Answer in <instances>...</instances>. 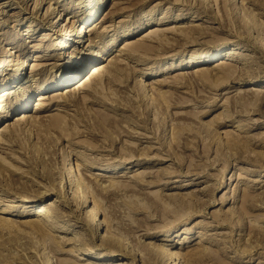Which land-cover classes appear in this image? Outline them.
<instances>
[{"label":"rangeland","instance_id":"rangeland-1","mask_svg":"<svg viewBox=\"0 0 264 264\" xmlns=\"http://www.w3.org/2000/svg\"><path fill=\"white\" fill-rule=\"evenodd\" d=\"M87 1L0 0V75L41 56L22 73H28L32 86L53 82L68 61L85 64L91 52L110 56L122 69L116 75L109 67L80 93L59 92V102L45 101L38 112L37 93L27 88L29 119L20 125L16 118L22 110H13L18 98L0 102V131L9 126L6 135L0 132V264H161L144 247L169 250L167 264H264V87L254 83L264 84V52L237 41L233 33L247 24L252 39L264 42V0H233L234 11L228 0H204L216 18L201 13L202 0H107L96 27L101 39L88 35L87 26L77 34ZM48 12L52 19L44 22ZM76 19L78 24L72 22ZM200 25L205 30L190 46L181 49L186 41L173 40ZM150 30L165 33L154 39L172 48L159 49L153 39L146 42L154 45L153 52L124 50ZM77 36L82 43L73 46ZM222 42H228L226 57L239 60L231 61L234 71L224 75L219 62L189 67L198 54ZM171 64L177 69L151 76ZM115 77L114 85H106ZM104 86L109 87L96 97L95 89ZM4 88L0 83V92ZM9 129L15 130L12 136ZM71 161L81 176L75 183L83 181L78 189L67 178ZM106 167L118 171L104 172ZM51 183L63 189L64 197L48 193L33 209L21 201L19 192L43 194ZM76 191L88 195L89 210L95 205L100 213L103 225L96 227V239L95 231L79 221L87 208L71 203ZM32 220L58 230L56 240L39 235L28 224ZM111 235L133 258L118 252L108 259L112 249L103 240ZM97 253L103 259L91 261Z\"/></svg>","mask_w":264,"mask_h":264},{"label":"bare ground","instance_id":"bare-ground-1","mask_svg":"<svg viewBox=\"0 0 264 264\" xmlns=\"http://www.w3.org/2000/svg\"><path fill=\"white\" fill-rule=\"evenodd\" d=\"M224 2H225V0H223ZM105 2H107V0H88L87 2H85V5H84V7L85 8H87L86 9V11H84V17H85V22H84V24H83V27L81 28V30L79 31V32H77V34L78 33H83V31L86 29V28H84V26H87L88 28H89V31L87 32L88 33V35L90 34V35H95V36H97V37H100V39L103 37V35H98V34H96V27H97V25H98V23H100V20H101V18H102V8L104 7V4H105ZM199 2V1H198ZM227 2V1H226ZM233 0H228V3H225V4H227L228 5V8H230V10L229 11H231V10H233L232 8H233ZM188 4V3H187ZM195 4V6H196V3H194ZM202 6H201V5ZM222 5H223V8H224V4H223V2H222ZM90 6H92V7H90ZM194 6V5H193ZM198 8H199V10H201V13H204L206 16H209L210 18H216L215 17V15L213 14V11H212V9L210 8V6L208 5V3H206L204 0H202L201 1V3H198ZM226 9V10H225ZM225 9H223V11H226L227 12V14L229 13V11H227V8H225ZM198 10V11H199ZM222 11V12H223ZM234 11V10H233ZM235 13H236V11H235ZM225 14V13H224ZM227 14H225V15H227ZM230 14V13H229ZM231 15V14H230ZM232 15H234L233 14V12H232ZM97 16H99L98 17V19H96V17ZM235 16H236V14H235ZM58 16H56V18H57ZM229 17V16H228ZM239 17V16H238ZM237 17V18H238ZM233 18V17H232ZM52 19V13H49L48 12V14L46 15L45 14V19H44V22H49L50 20ZM82 19V18H81ZM78 20L79 19H76V20H73L72 22L74 23V24H76L77 22H78ZM224 20H225V18H224ZM227 20V19H226ZM237 20V19H236ZM243 20V19H242ZM229 21V20H228ZM238 21V20H237ZM241 21V20H240ZM239 21V22H240ZM43 22V23H44ZM70 22H71V20H70ZM71 22V23H72ZM150 22V21H149ZM155 22V21H154ZM243 22H245L246 23V21H243ZM72 23V24H73ZM225 23H227V22H225ZM225 23H223V24H225ZM230 23V22H229ZM78 24V23H77ZM222 24V23H221ZM228 24V23H227ZM242 24V23H241ZM232 25V24H231ZM243 26L245 25V24H242ZM82 26V25H81ZM201 26V25H200ZM223 26V25H222ZM222 26H221V28H222ZM234 26H235V24H234ZM242 26V27H243ZM51 27H53V25L51 24ZM224 27H225V25H224ZM229 27V25L227 26V28ZM232 27V26H231ZM236 27V26H235ZM220 28V29H221ZM230 28V27H229ZM240 30H241V28L240 27H238ZM254 28V27H253ZM257 28V27H256ZM255 28V29H256ZM260 28V27H259ZM152 29V28H151ZM222 29H224V30H226L225 28H222ZM239 29H236L237 31H235V32H233L235 35H236V37L238 38L237 39V41L238 40H240V41H245L247 44H249V45H251L254 49H256L257 51H259V52H261V53H263L264 52V42L263 43H258V42H256L255 41V39L253 40L252 39V37L250 36V34L248 33L249 31H248V26H247V24H246V26H244V28H242V30L240 31ZM53 30V29H52ZM156 30V29H155ZM183 30V29H182ZM181 30V31H182ZM203 30H205L204 29V27L202 28V26L201 27H196V26H193V27H191L189 30H188V28H187V31L182 35H180V36H177V38H175V39H173L175 42H177L178 44H180V42L181 41H186L185 42V44H183V46L181 47V49L182 48H186V47H188V46H190V44L189 43H192V42H194V41H197V37L196 36H194L195 34H199V36L201 35V32L200 31H203ZM223 30V31H224ZM229 30V29H228ZM227 30V31H228ZM184 31V30H183ZM183 31H182V33H183ZM230 31H233V29L232 30H229V32ZM255 31V30H254ZM261 31V30H260ZM73 32H74V29L72 30V32H71V34H69V35H72L73 34ZM228 32V33H229ZM149 35H144V36H140L138 39H137V41L138 42H134V43H127V46H125V49L124 50H127V51H134V52H137L138 53V51H142V53L144 52V54H146V53H149L150 51H152L153 52V49H154V45L153 46H151V45H149V44H146V42H148V41H153V39L155 38V36L157 35V36H159L160 34H157L156 32H154V30H150L149 31ZM227 33V34H228ZM77 34H75V36L77 35ZM163 34H165V33H163ZM163 34H161L160 36H163ZM230 34V33H229ZM234 34H232V35H234ZM79 36H77V37H75V38H77V41H76V39H75V44H73V46H75L76 44H77V46H80L81 45V43H82V41L81 40H78L79 38H78ZM82 38V37H81ZM80 38V39H81ZM168 38V37H167ZM261 38V37H260ZM157 39V38H156ZM223 38H221V40H222ZM90 40V42H92L93 41V39L92 38H90V39H87V40H85V44H86V41H89ZM155 40V39H154ZM159 40H160V38H159ZM155 40L154 42L155 43H157L158 44V46H160V48L159 49H161V48H163V49H169L170 50V48H172V46H170V45H168L169 43L168 42H166V43H163L164 41L163 40ZM74 41V40H73ZM225 41V40H224ZM195 43H197V42H195ZM228 42H222V43H219L218 45H214L212 48H211V50H209V51H207L206 53H204V54H198L191 62H190V68H196V67H200V66H203V65H205V64H208V63H210V62H219V64H217V65H220L219 67H220V69H221V71H223V73H224V75H225V73L226 72H229V71H232L233 69H235V64H233V63H231V61L232 62H237V61H239V60H234V58H230V57H226V50H227V47H228V44H227ZM151 44V43H150ZM187 44H189L188 46H187ZM87 45V44H86ZM186 45V46H185ZM194 45V44H193ZM85 46V45H84ZM83 46V47H84ZM234 46V45H233ZM66 48L67 47H69V45H66L65 46ZM156 50H157V48H155ZM236 50H238V48L237 47H235V49L234 50H232V51H236ZM232 51H229V52H227V53H229V56H230V54L231 53H234V52H232ZM155 52V51H154ZM163 52V51H162ZM1 53V52H0ZM26 53H28V49L27 50H25V51H23L22 53H21V55H25ZM92 53V55L93 56H91V54L89 53V55H88V57H87V59H85V64L83 63H80V64H74V61L75 60H73V61H68L66 64H65V68H66V70H65V73L59 78V79H57V80H55V81H53V82H43V83H41V84H38V85H35V86H32L31 85V81L29 80V78L28 79H26V75L28 74V73H22V71L25 69L26 70V68L27 67H29L32 63H30V61H36L37 59H39L41 56H36V58H31L30 60H27V61H24V62H22L21 64H20V62H19V66H18V68L17 69H13V68H8V70H13V71H16L15 73H8V72H3L0 76V83H1V85H4V86H6V88H4L3 90H1V92H0V94H1V96H0V102L2 103V102H4L5 101V99H7L8 97H10L11 95H13V96H16L17 98H18V101L17 102H15L14 104H13V110L14 111H18V110H22L20 113H19V115L17 116V118H16V121H18V125H20V124H22V123H24V122H26L28 119H29V115H28V109H30V107L28 108V105H29V103H30V98H31V96L30 95H28L27 96V94H25V92L27 91V88H31V92H35V93H37V95H36V98L38 99L37 100V103H36V105H35V107H34V110L35 111H40L43 107H44V102L45 101H49V105H51L52 103H54V102H59V100H58V97H56V96H58L57 94H59V92H60V94H62V92L64 91V90H66V89H70V90H72L71 91V93H80L82 90H85L86 89V87L87 86H89V85H91L95 80H97L103 73H104V71L105 70H107L109 67H110V69L116 74V75H119L120 74V72H121V70H120V63L119 62H117L116 60H112V59H110V56L109 57H105V55H104V57L102 56L101 58H98L97 56H94V52H91ZM133 54V53H132ZM136 54V53H135ZM137 55H139V53L137 54ZM136 55V56H137ZM228 55V54H227ZM240 55V54H239ZM141 56H142V54H141ZM28 57V56H27ZM144 57V56H143ZM78 58V56H75L74 57V59H77ZM100 59H102V61L101 62H99V63H97L98 61H100ZM25 60V59H24ZM106 61H109L108 63L109 64H105V62ZM77 62V61H76ZM95 63H97V64H95ZM89 65H93V66H91V68H89V70L85 73V74H83V76H81V78L79 79V80H77L73 85H71V86H69V83H70V81H74V80H76L79 76H80V74L84 71V70H86L87 69V67L89 66ZM34 66V65H33ZM218 67V66H217ZM175 69H177V66H174V64H171V66L170 67H168V70H160L159 72H157V73H154V74H151V76L152 77H156V76H158V75H161V74H164L165 72H167V71H172V70H175ZM110 70V71H111ZM182 70V69H181ZM6 71V70H5ZM111 71V72H112ZM234 71V70H233ZM28 72V71H27ZM231 73V72H230ZM123 74V73H122ZM223 75V76H224ZM234 74L232 73V76H233ZM243 76V75H242ZM3 77V78H2ZM227 78V77H226ZM126 79V78H125ZM228 79V78H227ZM230 79H231V77H230ZM9 80V82L8 83H4L5 81H8ZM115 80H117V77H115V78H113V79H110L108 82L109 83H106V85H109V86H111V85H114L113 83L115 82ZM228 81V80H227ZM254 83H257L256 85H257V87H259V85L261 86V87H264V84H262V82H254ZM66 85V87H64L63 89H58V90H54L56 87H61V86H65ZM150 85V84H149ZM256 85L255 84H253V86H251V87H256ZM69 86V87H68ZM108 86V87H109ZM108 87L106 86H104V87H102V88H97V89H95V91H94V95L97 97L98 95H100V94H103V93H105V90H107L108 89ZM54 91H53V90ZM250 90H253V89H255V88H249ZM135 90L138 92V93H144V91L142 90V87L140 86V85H136L135 86ZM30 92V93H31ZM49 94H55V96H51V97H49L48 95ZM137 94V93H136ZM141 96V95H140ZM61 97V96H60ZM68 97V96H67ZM36 98H35V100H36ZM70 100V99H69ZM70 101H72V100H70ZM116 104V103H115ZM1 106V105H0ZM4 109V108H3ZM128 109V108H127ZM55 110H59V108L58 107H55ZM2 112V114H3V116H4V114H5V112H3L4 110H1ZM13 112V111H12ZM137 112V111H136ZM8 114H9V112H8ZM7 114V115H8ZM139 114V113H138ZM135 115V112L133 113V116ZM137 115V114H136ZM135 115V116H136ZM2 116V117H3ZM138 116V115H137ZM56 117H58L57 115H56ZM55 116H54V118L55 119H58V118H56ZM54 118H53V121H55L54 120ZM106 118H108L107 116L105 117V119ZM114 118V117H113ZM105 119H103V120H105ZM59 120V119H58ZM108 120V119H107ZM106 120V121H107ZM109 120H110V118H109ZM116 120V119H115ZM114 120V121H115ZM111 121V120H110ZM113 121V122H114ZM121 120H119L118 122H120ZM63 122V121H62ZM112 122V121H111ZM111 122H110V124H111ZM117 122V121H116ZM66 123V122H65ZM104 123V122H103ZM115 123V122H114ZM56 124V123H55ZM101 124V123H100ZM108 124H109V122H108ZM56 126V125H55ZM106 126V125H105ZM114 126V125H113ZM112 126V127H113ZM13 127L15 128V130H17L18 128H17V124H14L13 125ZM111 127V128H112ZM115 127H116V129H118L117 128V126L115 125ZM5 128V127H4ZM8 128H9V126H8ZM8 128L7 129H2L0 132H1V134H5V132L6 131H8ZM20 128V127H19ZM55 129H56V127H55ZM65 129V128H64ZM99 129H100V126H99ZM115 129V128H114ZM115 129V130H116ZM14 129H9V133L7 134V135H9V136H12V134L14 133V131H15ZM54 130V129H53ZM96 130H98V128L96 127ZM160 130H161V133H162V128H160ZM20 131V130H19ZM56 131V130H55ZM99 131H101V130H98V132ZM111 131V130H110ZM124 131V130H123ZM107 132V131H106ZM111 132H113V131H111ZM75 133V132H74ZM78 133V132H77ZM101 133H103V132H101ZM105 133V132H104ZM109 133V132H108ZM107 134V133H106ZM114 134V133H113ZM3 135H2V137H3ZM6 135V134H5ZM61 135V134H60ZM66 134H64V136H65ZM104 136V135H103ZM109 136V135H108ZM1 137V138H2ZM14 137V136H13ZM12 137V138H13ZM67 137V136H66ZM111 137V136H110ZM109 137V138H110ZM109 140V139H108ZM13 142V145H14V143H15V141L13 140L12 141ZM104 142V141H103ZM105 143V142H104ZM136 150V149H135ZM144 153H147L146 151L144 152ZM143 153V154H144ZM142 154V155H143ZM141 155V156H142ZM147 155H148V153H147ZM32 159V158H31ZM31 161V160H30ZM73 161H71V167L68 169L67 168V178H68V181L70 182V186L74 189H78V187H83V181L80 183V184H76L75 182H76V180L77 179H80V173H79V169H78V166L73 162ZM1 164V163H0ZM65 164H66V160H65ZM0 166H3V165H0ZM34 167V166H33ZM118 167V166H117ZM117 167H106V170L104 171V172H109V173H117V171H118V168ZM2 168V170H3V167H1ZM35 168V167H34ZM4 169H7V168H4ZM119 169H122V168H119ZM7 171H8V169H7ZM15 173V172H14ZM79 173V174H78ZM75 175V179H73L72 178V175ZM100 175V174H99ZM12 176V175H11ZM83 176V175H82ZM54 177V176H53ZM11 179H12V177H11ZM85 179V178H84ZM10 181H12V180H10ZM52 184V183H51ZM14 186V184H11L10 186H11V190H13V189H15V186H14V188H13V186ZM23 186V185H22ZM85 186H86V184H85ZM24 188V187H23ZM22 189V188H21ZM22 190H25V189H22ZM28 191V190H27ZM27 191H24V192H19V195H21L22 197H24V199L23 200H21V201H23V202H25V203H27V208L28 209H33L34 207H35V203L38 201V200H40L41 199V197L42 198H44V197H46V196H48L47 194L48 193H50V194H57L58 196H60V197H64V191H63V189H61L60 187H59V185L57 184H52V186H50L49 188H48V190H46L45 191V193H43V194H39V193H36V194H28V192ZM77 193H76V195H75V197H74V200L71 202V203H74L75 204V206L77 207V208H79V210H81L82 208H85L86 207V205H87V201L88 200H86V199H88L89 197H88V195H86V196H83V194H82V192L81 191H76ZM67 193H69V192H67ZM12 194V193H11ZM17 194V193H16ZM30 195V196H29ZM29 198H32V199H34L33 201H29L28 199ZM66 199V198H65ZM95 203V202H94ZM97 206H93V208L91 209V210H89V208H87V210H86V212H85V216H82L81 217V219L79 220L81 223H83L84 225H88V226H90L91 227V229L93 230V232H94V234H95V237H93L94 239H96V227H98V229L99 228H101L102 227V225H103V223L100 221L101 219L99 218V211L97 210V208H96ZM8 208V207H7ZM53 211L54 212H56L57 214H60V209H58V208H53ZM42 212V211H41ZM24 213V212H23ZM4 214H6V213H4ZM25 215H28L27 213H25ZM5 216V215H4ZM41 216V215H40ZM3 218V217H2ZM147 221V220H146ZM29 222V223H28ZM27 223L28 224H30L31 226H32V228L33 229H35L36 230V232L39 234V235H41V236H43V237H48V238H50L52 241H55L56 240V238H57V236H55L54 235V232H58V230H55V228H49L48 230H47V228H46V224H44V222H42V220H32V221H28ZM97 223H99V224H97ZM98 225V226H97ZM143 225V224H142ZM139 226H140V224H139ZM47 227H49V226H47ZM29 228H30V226H29ZM171 228H173V227H170L169 229H171ZM103 229H104V227L102 228V230L101 231H103ZM89 230V229H88ZM163 230H165V229H163ZM168 230V229H167ZM166 230V231H167ZM60 231V230H59ZM157 231V230H156ZM108 232V231H107ZM160 232V231H159ZM40 237V236H39ZM43 239V238H42ZM168 240V238H164L163 239V241H167ZM103 244L104 245H108V247H110L112 250V253L111 254H109V257L110 258H108V259H110V260H112V259H114L113 257L119 252V253H126L127 255H129V256H133L132 254H131V252L129 251V249H128V247L119 239V238H117V237H114V236H107V238H105L104 240H103ZM56 245V244H55ZM145 249L144 250H146V252L148 253V255H149V258L150 257H154L155 258V260H156V258H157V260L159 261V263H161V264H167L166 262L168 261L167 259H166V257H167V255H166V253L169 251H167L166 249L164 250V248L162 247V249L163 250H161V249H159V250H155V249H152V248H149V247H144ZM100 253H97V254H94L92 257H91V261H101L103 258H101L102 256H100L99 255ZM103 254V253H102ZM168 254V253H167ZM173 254H175V253H173ZM170 255H172V254H170ZM147 256V255H146ZM75 257H77V256H75ZM133 258V257H132ZM144 258H146V257H144ZM148 258V257H147ZM154 258H151V259H154ZM77 259L79 260V261H86V260H88V259H86V258H84L83 256H78L77 257ZM143 259V258H142ZM170 259V258H169ZM174 261H176V260H174ZM143 263H144V260H143ZM45 264V263H44ZM173 264V263H172ZM174 264H176V263H174ZM196 264V263H195Z\"/></svg>","mask_w":264,"mask_h":264}]
</instances>
